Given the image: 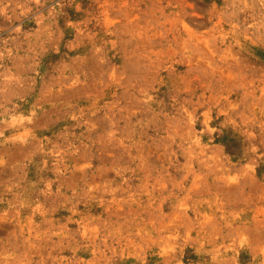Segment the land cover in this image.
<instances>
[{"label": "rangeland", "instance_id": "1", "mask_svg": "<svg viewBox=\"0 0 264 264\" xmlns=\"http://www.w3.org/2000/svg\"><path fill=\"white\" fill-rule=\"evenodd\" d=\"M0 264H264V0H0Z\"/></svg>", "mask_w": 264, "mask_h": 264}]
</instances>
